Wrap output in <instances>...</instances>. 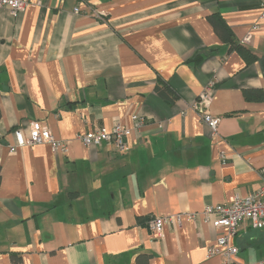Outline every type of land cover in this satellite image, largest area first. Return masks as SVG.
Masks as SVG:
<instances>
[{
  "label": "crops",
  "instance_id": "obj_1",
  "mask_svg": "<svg viewBox=\"0 0 264 264\" xmlns=\"http://www.w3.org/2000/svg\"><path fill=\"white\" fill-rule=\"evenodd\" d=\"M27 1L0 8V264H222L204 210L261 183L264 0ZM209 85L216 131L195 108ZM132 113L122 152L78 138ZM32 121L66 151L10 152ZM153 215L170 217L162 239ZM230 244L235 264L264 261V228Z\"/></svg>",
  "mask_w": 264,
  "mask_h": 264
},
{
  "label": "built area",
  "instance_id": "obj_2",
  "mask_svg": "<svg viewBox=\"0 0 264 264\" xmlns=\"http://www.w3.org/2000/svg\"><path fill=\"white\" fill-rule=\"evenodd\" d=\"M28 4L27 0H0V8L6 7L13 14L22 13ZM77 9H75V12ZM260 18L264 19V7L260 13ZM250 33L243 37V42H249ZM211 87H206L198 96L195 108L201 114L202 120L210 127L212 131H216L220 117L212 115L208 112V107L211 101ZM132 127L128 128L117 123L106 128L102 127L82 135L78 138L86 146L92 144L98 145L105 142L110 149L122 152L126 149L125 139L133 132H138L144 120L136 113L131 115ZM47 143L52 150L65 152L67 143L64 140L56 139L51 131L46 127H39L36 121L30 124L29 136L24 139L19 131H15V144L9 148L10 152H14L17 147L25 145H35ZM260 186L244 196L235 195L234 199L229 203H221L207 207L204 210V222H207L208 214L213 213L214 227L219 231L216 244L210 246L206 251V257L219 255L222 264H232L235 262L237 255V247L230 244V239L234 237L242 222L247 221L251 228H264V167L260 170ZM189 218H194L195 215H188ZM170 217L153 215L147 221V228L158 239L163 238L164 225L169 221ZM257 264H264L260 261Z\"/></svg>",
  "mask_w": 264,
  "mask_h": 264
},
{
  "label": "trees",
  "instance_id": "obj_3",
  "mask_svg": "<svg viewBox=\"0 0 264 264\" xmlns=\"http://www.w3.org/2000/svg\"><path fill=\"white\" fill-rule=\"evenodd\" d=\"M209 20H210V22L212 23V25H213V27H214V29L216 30V32L224 39V40H227V37H225V36H223V35H221V32H219V30H218V21H217V19L214 17V16H210L209 17ZM234 48H236L241 54L242 53H244L245 55H250V53H249V51L246 49V48H244V46L242 45V44H237V45H235L234 46ZM251 58H254L252 55L250 56ZM156 90L159 92V93H163V91H166V92H169V93H171L168 89L170 88V87H168V85L163 81V80H159L158 81V84L156 85ZM176 95L174 94L173 95V97H175ZM167 99H169V100H171L172 101V99H170V98H168V97H166ZM174 99V98H173ZM232 264H235V263H232Z\"/></svg>",
  "mask_w": 264,
  "mask_h": 264
}]
</instances>
